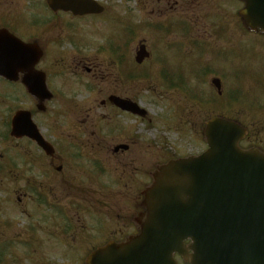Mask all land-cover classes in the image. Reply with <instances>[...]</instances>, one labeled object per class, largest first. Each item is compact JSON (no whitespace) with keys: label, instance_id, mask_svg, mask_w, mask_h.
I'll return each mask as SVG.
<instances>
[{"label":"flooded vegetation","instance_id":"1","mask_svg":"<svg viewBox=\"0 0 264 264\" xmlns=\"http://www.w3.org/2000/svg\"><path fill=\"white\" fill-rule=\"evenodd\" d=\"M158 2L172 7L169 0ZM208 2L209 23L201 27L208 28L209 42L221 49L224 62L219 77L222 102L217 115L244 129L239 143L242 149L264 151V34L244 30L238 16L230 20L225 13L227 0ZM162 6L161 13L165 10ZM40 8L46 11L45 6L32 0L27 18L16 25L14 19L0 16V29L42 50L31 75L32 47H19L21 51H17V62L13 64L17 65L16 72L24 68V73L15 74L14 81L0 77V264H30L31 260L86 264L99 247L121 244L139 233L146 213L142 191L151 182L156 167H146L148 162L134 157L131 163L140 161L141 168L125 170L102 165L96 159L100 144L88 151L78 141L82 133L78 135L79 112L92 113L91 106L85 110L80 97L86 93L84 86L90 88L98 78L92 59L83 58L80 51L97 53L100 36H73L63 29L54 37L62 25L55 19L62 14L39 16ZM196 37L190 36L189 41ZM63 44L81 46L75 50L58 48ZM21 53L22 62L18 60ZM128 57L120 56L119 61L129 70ZM23 79L32 84L31 90L24 87ZM110 89L117 90L112 85ZM120 89L112 95L127 98L126 88ZM22 100L27 102L25 109L42 141L11 134V120L22 109ZM85 120L94 127L93 120ZM117 142L107 148L111 154L133 151L131 142ZM167 155L161 161L173 158ZM117 174L126 180H117ZM101 176L107 181L101 182ZM88 184L97 186L98 192L102 185V193L85 188ZM176 258L184 264L180 256Z\"/></svg>","mask_w":264,"mask_h":264},{"label":"rangeland","instance_id":"2","mask_svg":"<svg viewBox=\"0 0 264 264\" xmlns=\"http://www.w3.org/2000/svg\"><path fill=\"white\" fill-rule=\"evenodd\" d=\"M96 1L102 3L105 8L101 15L66 17L64 23L65 31L70 30L73 33V27L78 26L84 35H105L106 38L104 44L97 49L99 53L86 49L80 51L83 58L90 57L92 59L97 68L98 78L94 81L93 86L87 87L86 93L81 94L80 97L85 104V110L91 106L92 113L79 112L78 135L80 132L82 133L79 135V139L77 138L78 141L88 150L90 147L96 149L97 143H99L101 153H98L96 159L101 164L104 162L110 167L125 170L141 168L140 161L131 163L132 157L142 159L143 163L148 162L146 167L152 164L153 168L158 157L163 156V153L177 156L178 154L201 152L204 146L199 135L203 122L209 114L219 110L222 100L216 97L215 89L211 86L214 93L207 83L213 77H220L224 70V62L221 49L209 42L203 34L197 35L193 42H177L175 40L180 37V34L176 32V25L188 27V22L185 19L175 16L184 14L191 16L197 12L192 8L184 11L187 7L182 6L187 4L183 0H170L178 6L174 12L172 8L166 9L164 14L166 20L155 19L152 21L151 17L149 19L143 16L158 15L156 10L160 4L157 0ZM8 4L12 5L10 0L1 1L2 7H6ZM201 4L203 5L200 7L199 14L201 12L205 14L202 20L204 25L200 24L198 17V23L194 29L190 30V34L206 29L201 26H206L209 22L208 0H202ZM234 4L237 2L232 4L230 0L227 1L228 15H232L238 9V5ZM19 6L24 7L23 0H18L16 7ZM151 9H154L152 14L148 12ZM23 13L20 10L19 15ZM38 13L40 16L45 12L40 9ZM14 22L13 24L16 25L21 20L14 18ZM152 36H155L156 39L150 42L149 38ZM143 39L149 43V52L151 53L148 59L138 65L134 61V51L137 43ZM113 40L123 44L130 40L131 44L126 49L117 52L110 47V42L112 43ZM62 48L69 50L71 47L63 45ZM127 55L129 56V65L131 67L133 65V74L135 75L131 78L127 73L128 69H124L126 74L123 73L124 64L123 66L118 62L116 65L114 64L120 56L125 58ZM244 69V67L241 68V70ZM130 71L132 72V69ZM111 85L117 90L112 91ZM124 87L127 90L125 96L136 102L145 111L143 116L123 112L107 102L109 95L122 91L120 88ZM102 100L106 102L102 104ZM21 104L26 108V101L22 100ZM93 116L96 117L93 118ZM95 118L98 120L94 123V127L90 126L92 122L87 123L85 120L90 121ZM164 129L168 131H164ZM180 132H183L182 137ZM115 140L118 141L117 143L131 142L133 151L111 154L107 148H110L112 144L108 141ZM173 146L174 148H171ZM115 178L121 181L126 180L123 175L119 174ZM93 180L96 179L93 177ZM100 181L106 182L107 179L101 176ZM100 181L96 180L101 184ZM89 186L88 184L85 188L93 189L98 194L102 193V185L98 187L99 192L96 190L97 186ZM108 191L116 190L108 189ZM106 193L110 194V192ZM30 264L62 263L55 260L53 262L31 260Z\"/></svg>","mask_w":264,"mask_h":264},{"label":"water","instance_id":"3","mask_svg":"<svg viewBox=\"0 0 264 264\" xmlns=\"http://www.w3.org/2000/svg\"><path fill=\"white\" fill-rule=\"evenodd\" d=\"M242 1L239 14L245 24L264 31V0ZM49 2L54 10L73 13L92 3ZM137 55L141 61L143 46ZM22 115L28 116L21 113L16 119ZM241 135L236 124L214 118L204 129L208 149L203 154L171 161L157 173L145 193L148 236L127 246L133 262L140 256L145 264H176L172 255L178 252L190 264H264V154L241 150ZM186 239L191 244L184 247ZM189 248L192 255H187Z\"/></svg>","mask_w":264,"mask_h":264}]
</instances>
